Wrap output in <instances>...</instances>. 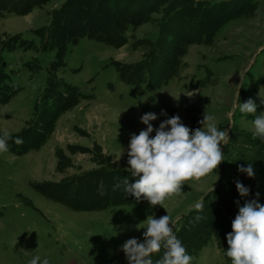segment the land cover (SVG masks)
Returning a JSON list of instances; mask_svg holds the SVG:
<instances>
[{"label":"rangeland","instance_id":"374dc122","mask_svg":"<svg viewBox=\"0 0 264 264\" xmlns=\"http://www.w3.org/2000/svg\"><path fill=\"white\" fill-rule=\"evenodd\" d=\"M63 1L46 0L22 14L0 16V63L8 75L3 82L18 88L7 103L0 104L1 134L5 129L10 134L20 132L36 115L46 67L55 51L42 47L34 29L46 25ZM117 1L124 2L107 3L113 6ZM255 1L249 13L220 24L208 42L188 43L175 75L153 90L122 82L115 65L143 60L149 42L158 35L164 5L144 22L129 26L121 46L87 37L68 45L57 75L85 97L59 113L38 147L21 154L0 153V264H28L35 256L47 258L49 264H128L120 246L132 237L143 241L145 229L137 231L136 225L149 215L159 218L168 212L175 221L174 231L179 218L225 179L240 181L254 198L259 193L264 205V166L246 143L247 137L253 138L252 120L264 111L260 103L264 97V0ZM14 34L32 41V47L2 50L1 44ZM237 94L241 104L252 99L257 112L241 113ZM205 111L215 116L220 130L229 133L227 144L221 145L225 160L217 174L213 171L199 181H188L180 196L166 200L167 212L143 198L101 209L72 210L44 193L53 184L101 167L127 168L131 134L146 129L140 119L143 114H157L154 129L178 115L195 130L202 127L199 121ZM150 135L154 137L155 131ZM249 163L255 173L251 178L238 171V166L246 168ZM188 254L193 257L191 264H230L215 239Z\"/></svg>","mask_w":264,"mask_h":264},{"label":"trees","instance_id":"16d2710c","mask_svg":"<svg viewBox=\"0 0 264 264\" xmlns=\"http://www.w3.org/2000/svg\"><path fill=\"white\" fill-rule=\"evenodd\" d=\"M44 1L46 0H0V16L8 13L22 14ZM107 1L64 0L51 12V18L46 25L34 29V33L42 38V47L54 49L55 52L46 67V83L36 105V115L28 127L11 134L13 138L20 137L23 143L17 145L9 141L10 151L21 154L41 145L51 132L59 113L69 110L85 97L76 86L57 75L58 69L64 65V56L69 44L76 43L81 37H87L111 46H121L126 41L124 33L129 26L134 27L144 22L150 12L164 5L158 35L153 42H149V49L143 60L138 63L115 65L122 82L142 85L147 90H153L166 84L175 75L188 43L192 40L208 42L220 24L233 17L249 13L250 7L256 2L255 0L215 2L124 0V2L117 1L112 6ZM180 35L183 36L181 39L178 38ZM32 45V41L14 34L1 44V48L11 51L16 47L27 49ZM7 77L4 65L0 63V104L7 103L18 91V88L3 82ZM236 134L243 135L240 132ZM246 143L253 147V156L259 159L257 163L264 166V141L260 138L247 137ZM125 176H128L130 183H134L137 179L122 169L101 167L68 181L53 184L48 190L45 189L44 193L72 210H94L115 204L134 203L135 198L126 195L122 187L113 191L116 178L123 179ZM186 188L187 186L184 185L183 189ZM252 199L255 198L250 193L242 197L237 191L236 182L225 179L200 201L203 204L202 210L198 211L192 207L179 218V225L174 232L187 253H192L211 239H215L217 246L225 255L228 249L226 237L232 232L231 225L235 219L231 215H237L239 206H243L246 200ZM162 254L163 250L153 254L151 257L153 262ZM225 257L231 264L230 259L226 255Z\"/></svg>","mask_w":264,"mask_h":264},{"label":"clouds","instance_id":"9594fccd","mask_svg":"<svg viewBox=\"0 0 264 264\" xmlns=\"http://www.w3.org/2000/svg\"><path fill=\"white\" fill-rule=\"evenodd\" d=\"M260 103L264 104V97H261ZM236 106L243 114H255L258 107L252 99L239 103L238 94ZM161 115H166L164 110H161ZM157 118V114L152 112L141 116L146 129L138 135L131 134L127 150L128 167L124 169L137 179L130 183L128 176L123 179L117 177L113 191L122 187L124 193L133 196L136 202L143 198L152 207L159 205L167 212L165 201L180 196L188 181H199L216 172L225 160L221 145H226L230 137L227 130L218 128L215 116L206 111L199 121L202 127L195 130L185 126L178 115L162 121L154 129L152 121ZM252 129L253 138L264 141V111L254 117ZM153 131L154 137L150 135ZM9 141L17 145L23 143L20 137L13 138L5 129L0 135V153L9 151ZM122 155L123 151L116 162ZM238 171L250 178L255 175L251 163L246 168L238 166ZM236 188L242 197L249 195L250 189L240 181H236ZM258 198L259 193H256V198L246 200L243 206H239L237 201L239 211L232 221V232L226 237L228 249L225 255L231 264H264V205L259 203ZM202 208V203L195 204L196 210ZM174 224L167 212V215L159 218L149 215L136 225L137 231L145 229L143 241L132 237L120 246L128 264H191L193 257L177 238L173 231ZM162 250V256L153 262L152 255ZM28 264H49V261L35 256Z\"/></svg>","mask_w":264,"mask_h":264}]
</instances>
